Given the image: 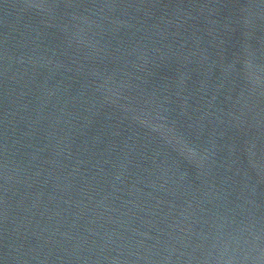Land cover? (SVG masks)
<instances>
[{
	"label": "water",
	"instance_id": "95a60500",
	"mask_svg": "<svg viewBox=\"0 0 264 264\" xmlns=\"http://www.w3.org/2000/svg\"><path fill=\"white\" fill-rule=\"evenodd\" d=\"M0 264H264V0H0Z\"/></svg>",
	"mask_w": 264,
	"mask_h": 264
}]
</instances>
